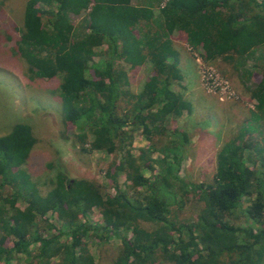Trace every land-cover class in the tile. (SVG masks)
<instances>
[{"label":"trees","instance_id":"trees-1","mask_svg":"<svg viewBox=\"0 0 264 264\" xmlns=\"http://www.w3.org/2000/svg\"><path fill=\"white\" fill-rule=\"evenodd\" d=\"M130 1L24 4L17 51L28 78H60L52 91L84 152L122 156L105 169L104 185L82 178L71 182L58 171L41 194L22 168L37 141L33 128L22 120L13 123L0 135V264H21L18 254H29L25 264H97L85 242L89 234L101 243L120 239L110 264H264V155L259 166L247 157L250 147L239 141L242 131L217 152L210 182L183 179L182 156L160 146V159L149 155L156 149L152 135L165 129L167 117L190 106L171 89L181 78L174 41L201 49L208 61L261 50L264 0ZM72 15H84L77 25L86 24L80 35L74 33ZM122 61L132 68L151 63L147 81L126 109L121 107L128 84ZM251 95L256 114L264 115V68ZM139 126L150 145L135 156L130 154L133 128ZM89 134L93 139L86 147ZM165 134L173 137L174 150L190 141L180 127L159 135ZM255 149L263 151L261 145ZM119 174L125 177L123 187ZM188 204L192 214L179 217ZM94 209L98 222L89 221ZM37 217L47 223L45 233L35 226ZM8 237L11 243L5 242Z\"/></svg>","mask_w":264,"mask_h":264},{"label":"rangeland","instance_id":"rangeland-1","mask_svg":"<svg viewBox=\"0 0 264 264\" xmlns=\"http://www.w3.org/2000/svg\"><path fill=\"white\" fill-rule=\"evenodd\" d=\"M138 1L130 2L136 5ZM25 2L26 0H0V135L7 133L17 120L28 122L32 126L37 141L22 168L36 183L41 194H45L50 188L51 180L56 178L58 171H62L71 182L82 178L104 185L107 181L105 169L113 162L118 163L122 155L117 152H84L75 140L76 130L71 123L64 121L62 104L52 91L58 86L60 78H28L27 64L17 51ZM82 17L84 15L71 16L76 26L74 33L77 35L86 27L85 23L77 26ZM174 43L180 51L178 67L181 78L172 83L171 89L182 93L190 106L185 107L180 116L167 117L165 129L160 133H168V130L180 127L187 132L190 141L185 149L179 150L176 147L174 150L171 149L172 136L159 135L160 133L152 135L156 149L151 151L150 158L160 159L163 156L157 148L160 146L166 153L182 156L179 174L183 179L197 183L210 182L215 171L217 152L242 131L239 141L250 147L247 157L255 160L259 166L260 153L264 155V115L258 111L256 114L257 101L252 97L251 91L261 78L264 48H257L255 56L253 53L243 57L228 55L208 61L201 56V49L192 48L177 39ZM100 50L102 48H96L97 52ZM252 63L256 65L254 69L250 68ZM120 64L128 78V84L124 86L127 94L121 103V107L126 109L131 107L127 100L133 101L132 95L139 93L147 81L151 63L144 62L133 68L123 61ZM128 129L131 131V126ZM92 139L93 136L89 134L86 147ZM148 145L150 141L142 132V127L133 128L130 154L137 156L139 150ZM258 145H261L263 151L255 149ZM118 182L123 187L124 174L118 175ZM245 201L248 202L249 199ZM19 204L24 206L23 202ZM189 205L178 212L179 217L192 214L193 209ZM49 219L58 228L64 229L59 219L52 216ZM98 220L100 215L94 209L89 221ZM35 226L39 232H44L48 225L37 217ZM53 232L56 230L53 229ZM89 235L85 242L97 264H110L121 249L120 239L113 237L108 242L101 243L99 237ZM12 240V237H8L5 242L11 243ZM30 247L31 253H34L36 244ZM19 256L21 264L29 259V254H18Z\"/></svg>","mask_w":264,"mask_h":264},{"label":"crops","instance_id":"crops-1","mask_svg":"<svg viewBox=\"0 0 264 264\" xmlns=\"http://www.w3.org/2000/svg\"><path fill=\"white\" fill-rule=\"evenodd\" d=\"M258 51V50H257ZM257 51H255L254 53H253V55L255 56V55H257ZM252 55V56H253ZM253 61H256V59H253ZM254 66H256V65H253V63H252V66H250V68L251 69H254L255 67ZM264 66V65H263Z\"/></svg>","mask_w":264,"mask_h":264}]
</instances>
